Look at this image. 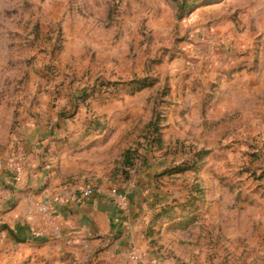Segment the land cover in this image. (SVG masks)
I'll return each instance as SVG.
<instances>
[{"label": "rangeland", "instance_id": "obj_1", "mask_svg": "<svg viewBox=\"0 0 264 264\" xmlns=\"http://www.w3.org/2000/svg\"><path fill=\"white\" fill-rule=\"evenodd\" d=\"M263 77L264 0H0V168L32 134L82 188L139 185L164 241L206 242L197 264H263L264 130L233 94ZM221 198L240 252L201 239Z\"/></svg>", "mask_w": 264, "mask_h": 264}, {"label": "crops", "instance_id": "obj_2", "mask_svg": "<svg viewBox=\"0 0 264 264\" xmlns=\"http://www.w3.org/2000/svg\"><path fill=\"white\" fill-rule=\"evenodd\" d=\"M237 85H233V94L246 92L254 102L255 110L251 111L249 124L255 130H264V111L260 107L264 105V77L242 88ZM223 103L220 101V105ZM222 113L218 111L217 118ZM233 114L239 116L238 112ZM262 122L263 125L260 124ZM234 123L240 124L239 119ZM236 129V134L240 136V129ZM25 140L19 179L15 180L14 173L0 168V189L5 192L0 199V240H6L0 246V264H139L131 258L133 253L141 257V264H197L195 253L204 252L206 242H199L197 237L191 242L186 241V238L184 245L177 241H164L163 230L158 222L159 212L148 210L150 203L142 197L143 190L138 189L139 185H135L136 190H131L128 195L125 209L102 187H99L100 191L95 197L82 204H77L72 198L65 200L57 206L55 216V223L62 231L54 233L52 224L34 211L32 204L54 195H76L82 188L77 180L78 169L74 164L70 165L72 163H69L68 157L71 156L66 152H62L58 163L50 165L45 155L49 144L44 141L36 143L32 134H26ZM254 197L255 201L248 202V214H252V219L249 218L252 220V232L257 217L264 213L257 212L256 203L260 199ZM224 206V198L217 199L211 206V213L201 214V221L209 224L214 220L218 224L212 234L207 232L208 227H205L206 231H200L201 239L214 237L216 248L220 250L221 239L227 234L232 236L227 246L234 252H240L239 238L245 232L241 234L239 229L234 234L224 228ZM237 216V225H240L241 213L238 212ZM4 226L10 227L21 240L15 239ZM40 227L46 230V234L34 237L31 230ZM250 233L251 230L248 231Z\"/></svg>", "mask_w": 264, "mask_h": 264}, {"label": "built area", "instance_id": "obj_3", "mask_svg": "<svg viewBox=\"0 0 264 264\" xmlns=\"http://www.w3.org/2000/svg\"><path fill=\"white\" fill-rule=\"evenodd\" d=\"M22 149L19 147L18 151L12 155V157L9 159V165H13L15 167L14 172V179H19V175L22 170ZM100 189L98 187H95L93 185H87L79 190V192L74 195L73 197H64L62 195H54L51 197H45L41 200L35 201L32 204V208L34 211H36L38 214H40L47 222L52 224V230L54 233L59 234L61 233L62 229L59 225L55 223V216L57 211V206L64 202L65 200H72L76 202L77 204H82L86 201L91 200L93 197H95L99 193ZM5 192L3 189H0V199L4 196ZM110 194L118 201L119 206L122 209L126 208L127 202H128V196L126 193L122 192L121 190L117 188H113L110 191ZM31 213V212H30ZM31 233L34 237H41L46 234V230L43 227L40 228H33L31 230ZM131 258L138 262L139 264L142 263L141 257L133 253L131 255Z\"/></svg>", "mask_w": 264, "mask_h": 264}, {"label": "water", "instance_id": "obj_4", "mask_svg": "<svg viewBox=\"0 0 264 264\" xmlns=\"http://www.w3.org/2000/svg\"><path fill=\"white\" fill-rule=\"evenodd\" d=\"M4 228H6V229H8L9 231H10V233L12 234V236L15 238V239H17V240H21V239H19L18 237H17V235H16V233L10 228V227H8V226H4ZM22 241H24V240H22Z\"/></svg>", "mask_w": 264, "mask_h": 264}]
</instances>
